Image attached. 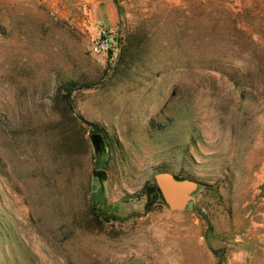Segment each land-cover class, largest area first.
<instances>
[{
  "label": "rangeland",
  "instance_id": "1",
  "mask_svg": "<svg viewBox=\"0 0 264 264\" xmlns=\"http://www.w3.org/2000/svg\"><path fill=\"white\" fill-rule=\"evenodd\" d=\"M112 1L0 0V264H264V0Z\"/></svg>",
  "mask_w": 264,
  "mask_h": 264
},
{
  "label": "water",
  "instance_id": "2",
  "mask_svg": "<svg viewBox=\"0 0 264 264\" xmlns=\"http://www.w3.org/2000/svg\"><path fill=\"white\" fill-rule=\"evenodd\" d=\"M98 138V135L93 136L96 146ZM92 177L96 178L100 185L106 178L105 174L99 171L93 172ZM154 183L168 209L181 210L189 199L191 183L188 181H179L167 172H159L154 175Z\"/></svg>",
  "mask_w": 264,
  "mask_h": 264
},
{
  "label": "built area",
  "instance_id": "3",
  "mask_svg": "<svg viewBox=\"0 0 264 264\" xmlns=\"http://www.w3.org/2000/svg\"><path fill=\"white\" fill-rule=\"evenodd\" d=\"M96 35L91 40L89 51L92 56L100 61H112L118 49V43L112 30L103 24L97 23L95 26Z\"/></svg>",
  "mask_w": 264,
  "mask_h": 264
},
{
  "label": "crops",
  "instance_id": "4",
  "mask_svg": "<svg viewBox=\"0 0 264 264\" xmlns=\"http://www.w3.org/2000/svg\"><path fill=\"white\" fill-rule=\"evenodd\" d=\"M93 7L94 19L106 28L115 24L116 11L112 0H84ZM111 30V29H110Z\"/></svg>",
  "mask_w": 264,
  "mask_h": 264
},
{
  "label": "trees",
  "instance_id": "5",
  "mask_svg": "<svg viewBox=\"0 0 264 264\" xmlns=\"http://www.w3.org/2000/svg\"><path fill=\"white\" fill-rule=\"evenodd\" d=\"M123 37H124V38H122V39H123V41H124V44L129 43V38H128V36H126V35L124 34ZM116 39H117V43L119 44V38L116 37ZM120 43H121V39H120ZM175 179H177V178H175ZM150 190H151V193H154L155 195H160L159 192H158V189H157V187H156V185H155L154 183L150 186Z\"/></svg>",
  "mask_w": 264,
  "mask_h": 264
}]
</instances>
